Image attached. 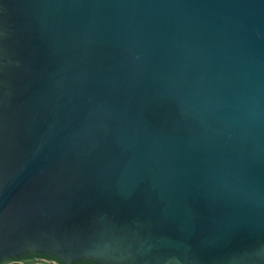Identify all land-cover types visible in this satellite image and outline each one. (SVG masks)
<instances>
[{
  "label": "water",
  "instance_id": "1",
  "mask_svg": "<svg viewBox=\"0 0 264 264\" xmlns=\"http://www.w3.org/2000/svg\"><path fill=\"white\" fill-rule=\"evenodd\" d=\"M264 264V0H0V261Z\"/></svg>",
  "mask_w": 264,
  "mask_h": 264
},
{
  "label": "flooded vegetation",
  "instance_id": "2",
  "mask_svg": "<svg viewBox=\"0 0 264 264\" xmlns=\"http://www.w3.org/2000/svg\"><path fill=\"white\" fill-rule=\"evenodd\" d=\"M83 261L73 262L71 264H84ZM0 264H65L58 258L37 252H29L19 257L5 258Z\"/></svg>",
  "mask_w": 264,
  "mask_h": 264
},
{
  "label": "trees",
  "instance_id": "3",
  "mask_svg": "<svg viewBox=\"0 0 264 264\" xmlns=\"http://www.w3.org/2000/svg\"><path fill=\"white\" fill-rule=\"evenodd\" d=\"M82 263H84V264H98V263H95V262H89V261H83Z\"/></svg>",
  "mask_w": 264,
  "mask_h": 264
}]
</instances>
